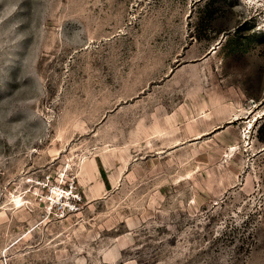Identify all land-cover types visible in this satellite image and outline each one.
Masks as SVG:
<instances>
[{"label": "rangeland", "instance_id": "1", "mask_svg": "<svg viewBox=\"0 0 264 264\" xmlns=\"http://www.w3.org/2000/svg\"><path fill=\"white\" fill-rule=\"evenodd\" d=\"M209 1L0 0V264H264V0Z\"/></svg>", "mask_w": 264, "mask_h": 264}, {"label": "built area", "instance_id": "2", "mask_svg": "<svg viewBox=\"0 0 264 264\" xmlns=\"http://www.w3.org/2000/svg\"><path fill=\"white\" fill-rule=\"evenodd\" d=\"M51 193L58 194V197L52 200L53 208H60L62 206L61 208L64 209L63 211H76L81 202L80 195L77 193L76 189L72 187L68 189L67 187L57 185Z\"/></svg>", "mask_w": 264, "mask_h": 264}, {"label": "trees", "instance_id": "3", "mask_svg": "<svg viewBox=\"0 0 264 264\" xmlns=\"http://www.w3.org/2000/svg\"><path fill=\"white\" fill-rule=\"evenodd\" d=\"M212 1L213 0H210L209 2H207V9L209 8L208 10L206 9L207 10V19L208 20H213L215 14L217 13V10H216L215 6L212 7V4L214 3V2L212 3ZM208 4H210V5H208ZM202 21H203V18L202 17H199L198 18V24H197V31H198V29H200V23L202 24Z\"/></svg>", "mask_w": 264, "mask_h": 264}, {"label": "water", "instance_id": "4", "mask_svg": "<svg viewBox=\"0 0 264 264\" xmlns=\"http://www.w3.org/2000/svg\"><path fill=\"white\" fill-rule=\"evenodd\" d=\"M219 46V43H216L215 46H213V50H215Z\"/></svg>", "mask_w": 264, "mask_h": 264}]
</instances>
